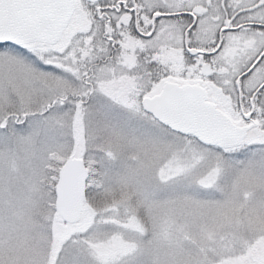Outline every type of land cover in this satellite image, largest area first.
<instances>
[{"label":"snow or ice","instance_id":"snow-or-ice-1","mask_svg":"<svg viewBox=\"0 0 264 264\" xmlns=\"http://www.w3.org/2000/svg\"><path fill=\"white\" fill-rule=\"evenodd\" d=\"M0 264H264V0H0Z\"/></svg>","mask_w":264,"mask_h":264}]
</instances>
